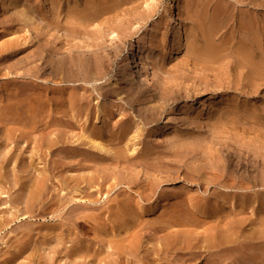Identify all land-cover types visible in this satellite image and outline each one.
Segmentation results:
<instances>
[{"label": "rangeland", "instance_id": "obj_1", "mask_svg": "<svg viewBox=\"0 0 264 264\" xmlns=\"http://www.w3.org/2000/svg\"><path fill=\"white\" fill-rule=\"evenodd\" d=\"M171 1L0 0V264H264V0Z\"/></svg>", "mask_w": 264, "mask_h": 264}, {"label": "bare ground", "instance_id": "obj_2", "mask_svg": "<svg viewBox=\"0 0 264 264\" xmlns=\"http://www.w3.org/2000/svg\"><path fill=\"white\" fill-rule=\"evenodd\" d=\"M169 17H170V24H171V26H170V30H169V36H168V38L165 41V45L167 47V53H168V55H173L174 53H176L180 49V43H181V23H180V20L178 18L179 16L177 14V3H176V1H173L172 0L171 3H170V7H169ZM127 59H128V72H129L130 76H132L134 79H136L139 82H149L148 73H149V69H150V63H148V62H147V64H144L143 63V61H142L143 60V56L141 54H138V45H137V42L136 41H131L130 42L129 48H128V53H127ZM90 139H92V138H90ZM92 141H93V143L95 142V140H92ZM100 141H102V140H100ZM100 141L99 142H95L96 147H98L102 151L106 150V147H108V146H106L105 144L101 143ZM132 150H133V148H132ZM39 184H38V186H39ZM33 192H34V194H36L37 191L36 192L33 191ZM30 196H31V194H30ZM24 201H26V200H24ZM157 203H158V200H157V198H155L154 201H153V207L156 206ZM18 205H19V203H18ZM26 206H27V204H26ZM227 226H228V224H227ZM168 234H169V232H168ZM172 240H173V238H172ZM172 247H173V245H172Z\"/></svg>", "mask_w": 264, "mask_h": 264}]
</instances>
